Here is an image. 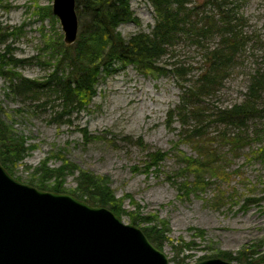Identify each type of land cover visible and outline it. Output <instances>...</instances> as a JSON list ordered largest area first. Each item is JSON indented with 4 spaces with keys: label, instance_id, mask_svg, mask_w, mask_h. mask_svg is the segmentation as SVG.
<instances>
[{
    "label": "trees",
    "instance_id": "1",
    "mask_svg": "<svg viewBox=\"0 0 264 264\" xmlns=\"http://www.w3.org/2000/svg\"><path fill=\"white\" fill-rule=\"evenodd\" d=\"M146 1L151 4L155 19L151 32H139L125 39L118 26L139 23L130 0H76L77 39L66 46L60 28H53L52 36H43L46 38L45 49L50 52L44 65L51 71L42 79H28L16 71L25 61L13 57L8 41L14 32L0 24V46H4L0 51V77L8 82L5 96L17 98L21 103L44 100L41 105L54 107L52 122L61 125L70 123L72 113L87 108L96 94L101 76L114 72L117 66L120 69L132 66L137 73L152 78L173 75L181 95L168 118L175 117L179 121L180 140L188 142L195 153L187 155L178 148L171 150L177 165L176 175L183 178L176 184L178 195L185 199L191 195L198 197L213 187L210 201L213 207L220 208L227 203L228 195L212 179L227 181L231 174L228 171L231 160L248 146L253 147L251 157L264 162V68H256L240 103L226 108L207 107L206 104L217 96L230 70L249 45L253 51L263 52L261 60L264 65V38L245 32L240 5L234 0ZM38 11L42 19L51 21L52 26L57 24L50 6ZM180 44L198 51L202 58L200 67L193 68L181 61L170 64V68L161 64L162 58L173 56ZM194 70L195 75L192 74ZM81 134L85 144L103 139L86 129H82ZM124 140L145 152L143 171L146 173L157 171L169 155V152L149 149L141 138L135 142L129 137ZM31 149L0 107V163L12 177L39 190L68 193L90 206L107 207L117 217L127 214L130 224L144 225L140 229L145 236L162 250L161 245L169 232L167 223L157 215L140 214L134 201V212L122 209V199L117 198L108 186L110 180L107 176L81 170L57 154L59 166L51 167L49 162L53 155L51 158L47 156L32 168L26 182L16 177L15 168L23 164ZM69 176L74 177L72 189L64 188ZM258 201L245 199L242 209H246L247 203ZM197 232V237L203 239L204 233ZM194 246L193 242H181L179 248L173 246V249L178 255ZM254 247H244L236 255L217 253L215 257L239 264H264V252Z\"/></svg>",
    "mask_w": 264,
    "mask_h": 264
},
{
    "label": "rangeland",
    "instance_id": "2",
    "mask_svg": "<svg viewBox=\"0 0 264 264\" xmlns=\"http://www.w3.org/2000/svg\"><path fill=\"white\" fill-rule=\"evenodd\" d=\"M234 2L240 5L245 32L264 38V0ZM51 4L52 0H0V24L14 32L8 41L13 57L25 61L16 71L28 79H42L51 71L44 65L50 52L45 49L46 38L43 36H52L53 28H60V25L57 21L52 26L51 21L42 19L38 11ZM130 7L139 23L118 26L121 35L127 39L139 32L150 33L155 22L151 4L146 0H130ZM3 48L0 46V51ZM198 54L194 47L180 44L173 56L162 58L161 64L170 68V64L181 61L197 68L202 62ZM262 56L261 50L253 51L249 45L230 70L217 96L207 101V107L226 108L240 103L256 68H264ZM7 87L8 82L0 77V107L9 115L18 135H23L26 145L32 147L23 164L14 170L22 181L26 182L32 168L47 156L53 155L49 162L51 167L59 166L57 154L81 170L107 176L108 186L117 198L122 199V209L134 212V201L140 214L157 215L167 223L169 232L161 251L169 264H194L202 259L220 258L215 256L221 252L236 255L247 246H256L255 250L264 252V162L251 157L252 146L244 148L231 160L227 181L212 179L228 195L227 203L222 207L212 206L213 187L198 197L191 195L185 199L178 195L176 184L183 178L176 175L177 165L171 150L178 148L187 155L195 153L188 142L180 140L179 121L175 117L168 118L181 95L173 75L152 78L137 73L132 66L121 69L117 66L114 72L101 76L87 108L72 113L70 123L61 125L52 122L54 107L41 105L44 100L21 103L17 98H7ZM82 129L103 139L85 144ZM126 137L133 142L141 138L149 149L169 152V155L157 171L146 173L143 171L145 152L124 140ZM74 186V177L69 176L64 188ZM245 199L259 201L249 202L246 209H242ZM121 220L130 224L127 214L122 215ZM197 230L204 233L203 239L197 237ZM181 242H193L195 246L177 255L173 246L179 248Z\"/></svg>",
    "mask_w": 264,
    "mask_h": 264
},
{
    "label": "water",
    "instance_id": "3",
    "mask_svg": "<svg viewBox=\"0 0 264 264\" xmlns=\"http://www.w3.org/2000/svg\"><path fill=\"white\" fill-rule=\"evenodd\" d=\"M76 0H52L63 43L78 34ZM0 264H169L136 225L68 193L39 190L0 163ZM193 264V263H192ZM194 264H235L220 258Z\"/></svg>",
    "mask_w": 264,
    "mask_h": 264
}]
</instances>
